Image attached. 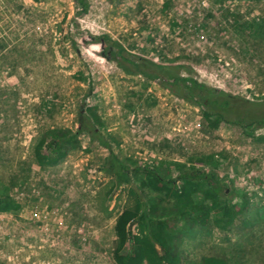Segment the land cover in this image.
<instances>
[{"label": "rangeland", "instance_id": "rangeland-1", "mask_svg": "<svg viewBox=\"0 0 264 264\" xmlns=\"http://www.w3.org/2000/svg\"><path fill=\"white\" fill-rule=\"evenodd\" d=\"M82 1L86 11L76 0H0V186L21 205L0 213V264H116L115 220L136 185L105 195L110 152L132 176L136 166L184 164L213 173L232 203L246 194L243 215L196 226L180 249L192 261L264 264V125L244 129L246 110L264 113V0ZM177 76L187 81L171 86ZM216 91L237 104L208 107L200 96ZM80 109L100 119L91 128L110 150L83 131L78 148L39 167L40 136L75 133ZM205 112L224 118L217 130ZM207 154L218 167L196 159Z\"/></svg>", "mask_w": 264, "mask_h": 264}, {"label": "trees", "instance_id": "trees-1", "mask_svg": "<svg viewBox=\"0 0 264 264\" xmlns=\"http://www.w3.org/2000/svg\"><path fill=\"white\" fill-rule=\"evenodd\" d=\"M76 2L83 11L87 10V5L82 0ZM166 7L167 5L164 9ZM126 61L130 62V60ZM151 65L159 68L156 64L151 63ZM136 67L139 69L140 66L136 65ZM121 68L128 71L124 66ZM139 73L150 79L156 78V75L146 74L142 70H139ZM174 80L187 81L179 76ZM193 87H196L195 82ZM197 88L201 87L197 86ZM176 90L178 92L174 93L184 96L181 89ZM209 94L200 96L202 100H210L207 102L208 107L225 110L237 104L235 98L221 91H216L213 97ZM88 112L90 118L80 109L78 129L75 133L67 129L52 128L40 136L33 146L34 160L39 167L56 165L69 154L71 149L78 148L77 136L83 131L93 137L96 136L100 145L110 150L106 140L100 135L97 136L96 130L91 128L90 119L93 118L101 127H104L103 124L91 109ZM245 115V133L253 136V125H264V113L252 118V112L246 110ZM204 117L209 121V129L212 131L217 130L220 123L224 122L220 114L205 112ZM47 148H51V152H47ZM196 159L202 165L209 167H218L220 164L215 154L200 155ZM129 166L128 162L123 163L110 152L102 168L103 172L113 177L105 193L108 198L112 193L123 188L124 184L131 185V182L135 181L136 185V189H133L132 185L128 187L127 198L130 204L125 206L115 220L113 259L116 264H228L226 260L218 258L204 257L199 261L183 259L184 251L180 246L185 242L186 237L194 232L196 226L202 228L210 222L220 226L223 222L225 228L232 224L237 217L246 212L249 205L246 194L236 190L239 202L232 203L231 199L222 197L230 194V191L220 182L213 180L215 178L213 173L211 175L200 173L192 167L187 168L184 164L161 163L156 168L136 166L133 176ZM172 171L177 172L176 177H172ZM147 190L150 194L147 199H143L141 193L144 194ZM20 210L21 205L10 197L9 188L0 186V213L15 215ZM133 225L136 226L135 233L130 229Z\"/></svg>", "mask_w": 264, "mask_h": 264}, {"label": "flooded vegetation", "instance_id": "flooded-vegetation-1", "mask_svg": "<svg viewBox=\"0 0 264 264\" xmlns=\"http://www.w3.org/2000/svg\"><path fill=\"white\" fill-rule=\"evenodd\" d=\"M164 81H167V78L164 79ZM175 82H176L175 80H171V84L170 85L173 86L175 84ZM174 86H176V84Z\"/></svg>", "mask_w": 264, "mask_h": 264}, {"label": "built area", "instance_id": "built-area-1", "mask_svg": "<svg viewBox=\"0 0 264 264\" xmlns=\"http://www.w3.org/2000/svg\"><path fill=\"white\" fill-rule=\"evenodd\" d=\"M150 157H155V156L150 154L149 158H142V159H143V161H147L150 159Z\"/></svg>", "mask_w": 264, "mask_h": 264}]
</instances>
